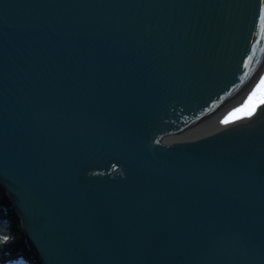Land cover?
Returning a JSON list of instances; mask_svg holds the SVG:
<instances>
[{
  "label": "water",
  "instance_id": "obj_1",
  "mask_svg": "<svg viewBox=\"0 0 264 264\" xmlns=\"http://www.w3.org/2000/svg\"><path fill=\"white\" fill-rule=\"evenodd\" d=\"M264 0H0V187L41 264H264ZM247 64V67L245 65Z\"/></svg>",
  "mask_w": 264,
  "mask_h": 264
},
{
  "label": "trees",
  "instance_id": "obj_2",
  "mask_svg": "<svg viewBox=\"0 0 264 264\" xmlns=\"http://www.w3.org/2000/svg\"><path fill=\"white\" fill-rule=\"evenodd\" d=\"M41 264L25 239L6 193L0 187V264Z\"/></svg>",
  "mask_w": 264,
  "mask_h": 264
},
{
  "label": "snow or ice",
  "instance_id": "obj_3",
  "mask_svg": "<svg viewBox=\"0 0 264 264\" xmlns=\"http://www.w3.org/2000/svg\"><path fill=\"white\" fill-rule=\"evenodd\" d=\"M245 67H247V64ZM258 92H261L262 94L258 100H255ZM259 106H264V77H261L259 83L249 94L244 103L239 108L230 112L228 116L221 121V124L228 125L233 119H240L241 117L237 116V113L242 114L244 117H252L253 113L256 112Z\"/></svg>",
  "mask_w": 264,
  "mask_h": 264
},
{
  "label": "bare ground",
  "instance_id": "obj_4",
  "mask_svg": "<svg viewBox=\"0 0 264 264\" xmlns=\"http://www.w3.org/2000/svg\"><path fill=\"white\" fill-rule=\"evenodd\" d=\"M261 94H262L261 92H258L257 96L255 97V100H258Z\"/></svg>",
  "mask_w": 264,
  "mask_h": 264
},
{
  "label": "clouds",
  "instance_id": "obj_5",
  "mask_svg": "<svg viewBox=\"0 0 264 264\" xmlns=\"http://www.w3.org/2000/svg\"><path fill=\"white\" fill-rule=\"evenodd\" d=\"M25 264H26V262H25Z\"/></svg>",
  "mask_w": 264,
  "mask_h": 264
}]
</instances>
